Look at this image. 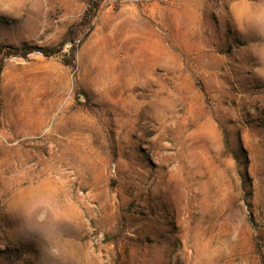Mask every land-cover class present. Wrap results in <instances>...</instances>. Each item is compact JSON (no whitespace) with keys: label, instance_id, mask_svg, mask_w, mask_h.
<instances>
[{"label":"rangeland","instance_id":"rangeland-1","mask_svg":"<svg viewBox=\"0 0 264 264\" xmlns=\"http://www.w3.org/2000/svg\"><path fill=\"white\" fill-rule=\"evenodd\" d=\"M0 62V264H264V0H0Z\"/></svg>","mask_w":264,"mask_h":264},{"label":"trees","instance_id":"trees-1","mask_svg":"<svg viewBox=\"0 0 264 264\" xmlns=\"http://www.w3.org/2000/svg\"><path fill=\"white\" fill-rule=\"evenodd\" d=\"M93 9V10H92ZM96 10V6L94 8H91L89 10L88 15H90V18H92L94 16V11ZM72 43V46L70 48V59L69 60H64V62L67 65H71L73 63V56L76 53L79 45H77L74 41L70 42ZM38 51L42 56L44 57H50L53 54L56 53L55 49H46V48H32V47H22L21 49H7L4 53V57L5 58H10V57H24L25 55L31 53L32 51ZM3 68L4 65L2 64V62H0V84H1V75L3 72ZM1 110H2V101L0 99V114H1Z\"/></svg>","mask_w":264,"mask_h":264}]
</instances>
